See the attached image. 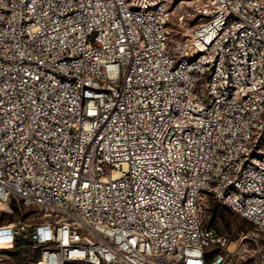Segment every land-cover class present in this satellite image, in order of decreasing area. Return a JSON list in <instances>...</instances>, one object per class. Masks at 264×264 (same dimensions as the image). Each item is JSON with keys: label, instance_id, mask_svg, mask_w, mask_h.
<instances>
[{"label": "built area", "instance_id": "2783aa9c", "mask_svg": "<svg viewBox=\"0 0 264 264\" xmlns=\"http://www.w3.org/2000/svg\"><path fill=\"white\" fill-rule=\"evenodd\" d=\"M0 0V226L41 264H237L214 199L264 233V0ZM260 264H264V256Z\"/></svg>", "mask_w": 264, "mask_h": 264}, {"label": "rangeland", "instance_id": "374dc122", "mask_svg": "<svg viewBox=\"0 0 264 264\" xmlns=\"http://www.w3.org/2000/svg\"><path fill=\"white\" fill-rule=\"evenodd\" d=\"M212 3L213 0H170V28L182 33L202 23L205 20V9ZM216 202L211 199L210 208ZM37 212H40L38 207L15 198L9 205L0 208V226L44 221L46 217L43 213ZM215 213L213 216L211 212V220L219 231L230 238V249L239 255L237 264H260L264 256V233L222 203L216 207ZM13 246L14 244L0 247V264H41L40 247L24 245L15 250Z\"/></svg>", "mask_w": 264, "mask_h": 264}, {"label": "trees", "instance_id": "16d2710c", "mask_svg": "<svg viewBox=\"0 0 264 264\" xmlns=\"http://www.w3.org/2000/svg\"><path fill=\"white\" fill-rule=\"evenodd\" d=\"M218 202V201H217ZM214 203V204H212V206H211V208L209 209V212H210V216H209V219H208V221H207V225L209 226V227H215L216 229H218L215 225H214V223L212 222V220H211V212H212V214H213V216H215L216 215V213H215V210H216V207L219 205V203ZM24 245H28V246H32V245H34L33 244V242L32 241H30V240H22V239H18L15 243H14V246H13V249H20L21 247H23Z\"/></svg>", "mask_w": 264, "mask_h": 264}, {"label": "bare ground", "instance_id": "6f19581e", "mask_svg": "<svg viewBox=\"0 0 264 264\" xmlns=\"http://www.w3.org/2000/svg\"><path fill=\"white\" fill-rule=\"evenodd\" d=\"M6 206V203H3V202H1L0 203V208H4ZM5 245L4 244H1V246L0 247H4Z\"/></svg>", "mask_w": 264, "mask_h": 264}]
</instances>
